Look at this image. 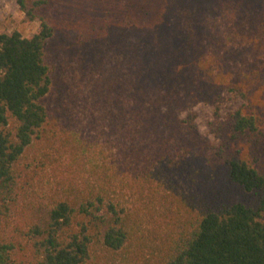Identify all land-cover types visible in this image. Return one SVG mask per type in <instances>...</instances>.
Returning a JSON list of instances; mask_svg holds the SVG:
<instances>
[{
	"label": "trees",
	"instance_id": "trees-1",
	"mask_svg": "<svg viewBox=\"0 0 264 264\" xmlns=\"http://www.w3.org/2000/svg\"><path fill=\"white\" fill-rule=\"evenodd\" d=\"M18 3L39 28L0 31V264H264V0ZM226 94L211 138L195 109Z\"/></svg>",
	"mask_w": 264,
	"mask_h": 264
},
{
	"label": "rangeland",
	"instance_id": "rangeland-1",
	"mask_svg": "<svg viewBox=\"0 0 264 264\" xmlns=\"http://www.w3.org/2000/svg\"><path fill=\"white\" fill-rule=\"evenodd\" d=\"M38 28V22L29 23L26 21L18 0H0V31H18L24 37H28L35 33ZM241 102L236 95L226 94L225 101L220 107L207 104L197 106L195 109L198 115L196 122L201 133L213 138L210 134L209 123L215 120L216 111L219 110L220 114L224 116L230 110L239 107ZM46 177L50 183H53L58 179V173L48 171ZM133 250L134 248L131 246L118 252L101 248L95 254L94 264H146L144 258L137 260ZM146 257L151 258V255L148 254Z\"/></svg>",
	"mask_w": 264,
	"mask_h": 264
}]
</instances>
